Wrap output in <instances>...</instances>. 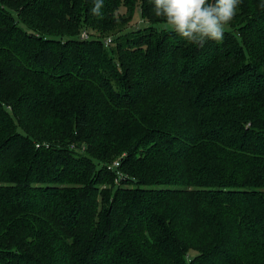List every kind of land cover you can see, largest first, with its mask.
<instances>
[{
	"label": "trees",
	"instance_id": "trees-1",
	"mask_svg": "<svg viewBox=\"0 0 264 264\" xmlns=\"http://www.w3.org/2000/svg\"><path fill=\"white\" fill-rule=\"evenodd\" d=\"M261 2L199 48L151 0H0V264H264Z\"/></svg>",
	"mask_w": 264,
	"mask_h": 264
},
{
	"label": "clouds",
	"instance_id": "clouds-1",
	"mask_svg": "<svg viewBox=\"0 0 264 264\" xmlns=\"http://www.w3.org/2000/svg\"><path fill=\"white\" fill-rule=\"evenodd\" d=\"M152 13L171 26L170 30L187 44L203 48L209 40L222 43L224 32L242 0H151ZM90 12L103 19L104 0H93ZM264 9V2L259 5Z\"/></svg>",
	"mask_w": 264,
	"mask_h": 264
},
{
	"label": "rangeland",
	"instance_id": "rangeland-1",
	"mask_svg": "<svg viewBox=\"0 0 264 264\" xmlns=\"http://www.w3.org/2000/svg\"><path fill=\"white\" fill-rule=\"evenodd\" d=\"M121 12H124V10L122 9ZM131 26L134 29H144L145 27L148 26V24L142 19L141 11L139 8L135 12L133 23ZM154 26L158 30H165V29L171 28V26H169L167 24H160V25H154Z\"/></svg>",
	"mask_w": 264,
	"mask_h": 264
},
{
	"label": "built area",
	"instance_id": "built-area-1",
	"mask_svg": "<svg viewBox=\"0 0 264 264\" xmlns=\"http://www.w3.org/2000/svg\"><path fill=\"white\" fill-rule=\"evenodd\" d=\"M81 37L83 38V39H89L90 38V35L86 32V31H83L82 32V34H81ZM112 43V39L111 38H109V39H107V41H106V44L107 45H110ZM120 167V163H119V161H115L111 166H109V169L111 170H116V169H118Z\"/></svg>",
	"mask_w": 264,
	"mask_h": 264
}]
</instances>
